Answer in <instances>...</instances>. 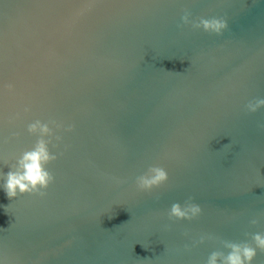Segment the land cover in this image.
I'll return each instance as SVG.
<instances>
[{
    "label": "water",
    "instance_id": "obj_1",
    "mask_svg": "<svg viewBox=\"0 0 264 264\" xmlns=\"http://www.w3.org/2000/svg\"><path fill=\"white\" fill-rule=\"evenodd\" d=\"M84 2L0 4V258L207 264L225 242L251 244L264 234V106L249 108L264 101V0ZM213 19L227 30L197 27ZM37 120L60 126L44 138L53 183L8 200ZM158 167L167 180L142 190ZM190 204L200 216L170 217Z\"/></svg>",
    "mask_w": 264,
    "mask_h": 264
},
{
    "label": "clouds",
    "instance_id": "obj_2",
    "mask_svg": "<svg viewBox=\"0 0 264 264\" xmlns=\"http://www.w3.org/2000/svg\"><path fill=\"white\" fill-rule=\"evenodd\" d=\"M204 31L215 33L216 35L222 34L227 30V22L225 20H203L201 25ZM264 106V101H259L255 106L250 105L251 111H256L258 107ZM52 127L59 129V125L53 123ZM52 127L47 123H41L39 120L28 126V133L40 137L37 140L35 147L30 151H25L17 161V168L15 171H9L6 174L5 182L2 185L5 197L8 200L16 199L18 195L25 194H38L43 195L50 184L53 183V176L45 170V165L57 159L48 150V144L52 142L51 139L45 140L44 138H53L54 133ZM72 129L69 128L68 131ZM59 140L60 137H54ZM153 175L151 178H142L139 181V187L142 190H150L158 187L160 184L167 180V173L163 168H153ZM202 213L199 205L190 204L185 208L179 205H173L170 212V217L176 220L191 221ZM257 220H253L252 224H257ZM211 238V237H208ZM252 243H233L225 242L224 246L229 249L227 255L220 252H212L207 259V264H253L257 256V249L264 252V234L255 233L251 237ZM205 237H201L199 243L203 244ZM188 250L187 248L185 249ZM0 264H7L5 259L0 258Z\"/></svg>",
    "mask_w": 264,
    "mask_h": 264
},
{
    "label": "snow or ice",
    "instance_id": "obj_3",
    "mask_svg": "<svg viewBox=\"0 0 264 264\" xmlns=\"http://www.w3.org/2000/svg\"><path fill=\"white\" fill-rule=\"evenodd\" d=\"M3 3V0H0V4ZM78 7L86 8V9H93L97 7H103V6H109V5H104L99 2V0H86V2L76 5Z\"/></svg>",
    "mask_w": 264,
    "mask_h": 264
}]
</instances>
